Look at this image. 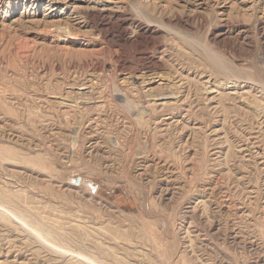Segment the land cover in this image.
<instances>
[{
	"label": "rangeland",
	"instance_id": "374dc122",
	"mask_svg": "<svg viewBox=\"0 0 264 264\" xmlns=\"http://www.w3.org/2000/svg\"><path fill=\"white\" fill-rule=\"evenodd\" d=\"M0 264H264V0H0Z\"/></svg>",
	"mask_w": 264,
	"mask_h": 264
},
{
	"label": "bare ground",
	"instance_id": "6f19581e",
	"mask_svg": "<svg viewBox=\"0 0 264 264\" xmlns=\"http://www.w3.org/2000/svg\"><path fill=\"white\" fill-rule=\"evenodd\" d=\"M60 27H58V30L60 31V29H59ZM62 32L64 31V29L63 30H61ZM60 34V33H59ZM2 212V211H1Z\"/></svg>",
	"mask_w": 264,
	"mask_h": 264
},
{
	"label": "water",
	"instance_id": "95a60500",
	"mask_svg": "<svg viewBox=\"0 0 264 264\" xmlns=\"http://www.w3.org/2000/svg\"><path fill=\"white\" fill-rule=\"evenodd\" d=\"M80 183V180H77V184H79Z\"/></svg>",
	"mask_w": 264,
	"mask_h": 264
}]
</instances>
